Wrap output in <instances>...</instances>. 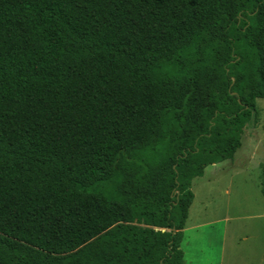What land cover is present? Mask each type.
<instances>
[{"label":"trees","instance_id":"16d2710c","mask_svg":"<svg viewBox=\"0 0 264 264\" xmlns=\"http://www.w3.org/2000/svg\"><path fill=\"white\" fill-rule=\"evenodd\" d=\"M257 98L264 0H0V264H183Z\"/></svg>","mask_w":264,"mask_h":264},{"label":"rangeland","instance_id":"374dc122","mask_svg":"<svg viewBox=\"0 0 264 264\" xmlns=\"http://www.w3.org/2000/svg\"><path fill=\"white\" fill-rule=\"evenodd\" d=\"M233 157L192 179V205L180 243L183 264H264V98Z\"/></svg>","mask_w":264,"mask_h":264},{"label":"crops","instance_id":"0c3cea01","mask_svg":"<svg viewBox=\"0 0 264 264\" xmlns=\"http://www.w3.org/2000/svg\"><path fill=\"white\" fill-rule=\"evenodd\" d=\"M219 163V162H218ZM211 165V164H210ZM195 178V177H194ZM192 183V182H191ZM194 199V198H193ZM193 201V200H192ZM191 205H192V203L190 204V206H189V208H188V210L190 209V207H191ZM188 217V216H187ZM187 219V218H186ZM185 223H186V221H185ZM185 223H184V226H185ZM183 229H184V227H183ZM180 247H181V245H180ZM264 252V251H263ZM224 251H223V253L221 254V260H220V262L218 263V264H223L222 263V257L224 256ZM183 260H184V253H183Z\"/></svg>","mask_w":264,"mask_h":264}]
</instances>
